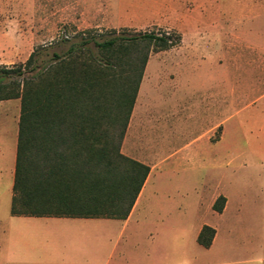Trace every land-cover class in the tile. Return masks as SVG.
<instances>
[{
  "label": "rangeland",
  "instance_id": "rangeland-1",
  "mask_svg": "<svg viewBox=\"0 0 264 264\" xmlns=\"http://www.w3.org/2000/svg\"><path fill=\"white\" fill-rule=\"evenodd\" d=\"M123 30L180 35L150 52L128 123L143 124L153 173L169 175L172 213L185 216V252L200 262L199 224L245 236L246 220L264 207V0H0V66L24 64L33 50L47 64L82 38ZM8 166L0 172V264H37L18 239L33 227L9 213ZM217 187L231 201L225 219L209 205ZM37 247L63 254L59 245Z\"/></svg>",
  "mask_w": 264,
  "mask_h": 264
},
{
  "label": "trees",
  "instance_id": "trees-1",
  "mask_svg": "<svg viewBox=\"0 0 264 264\" xmlns=\"http://www.w3.org/2000/svg\"><path fill=\"white\" fill-rule=\"evenodd\" d=\"M180 42L167 31L113 32L82 38L38 64L0 66V100L19 99L10 214L124 219L149 167L120 152L151 51ZM225 198L212 208L220 212ZM214 230L203 226L207 248Z\"/></svg>",
  "mask_w": 264,
  "mask_h": 264
},
{
  "label": "crops",
  "instance_id": "crops-1",
  "mask_svg": "<svg viewBox=\"0 0 264 264\" xmlns=\"http://www.w3.org/2000/svg\"><path fill=\"white\" fill-rule=\"evenodd\" d=\"M144 69L147 73L148 66L145 65ZM138 91L135 101L140 99ZM218 98L221 100L220 92ZM219 104L221 106L220 102ZM19 117V99L0 100V172L9 165L12 180L11 199ZM143 128L142 123L133 126L128 123L120 146L123 155L149 167L136 200L124 219L12 215L16 216L25 227H33L30 233L18 235L19 240L28 243L27 255L35 257L32 262L37 264H185L186 261L190 264H209L205 256L213 255L216 264H264V207L256 209L251 219L246 220L245 236H234L233 232L229 235H221L217 226L199 224L196 228L195 240L206 253L201 255L200 262L190 258L189 252H185L183 235L185 216L172 213L174 207L172 202L168 201L173 195L172 184L168 182L169 175L153 173L157 166L151 160V151L142 146ZM184 186L182 184L177 190L180 189L185 194ZM219 196L225 198L224 206L220 212L213 208L212 211L215 212L214 215L225 219L231 204L227 193L217 187L211 194L209 205L212 207ZM165 197L167 200H164ZM203 226H209L214 230L211 244L207 248L197 242V236ZM175 232L181 234V237L177 238L176 245ZM40 244L59 245L63 254L40 255V246L36 249V245ZM239 244L245 245V252ZM67 251L69 253H66Z\"/></svg>",
  "mask_w": 264,
  "mask_h": 264
}]
</instances>
